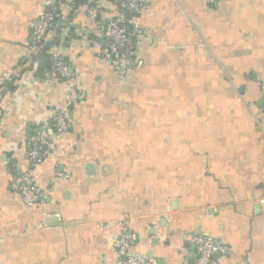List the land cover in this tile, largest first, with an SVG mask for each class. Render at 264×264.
<instances>
[{"label":"crops","instance_id":"obj_1","mask_svg":"<svg viewBox=\"0 0 264 264\" xmlns=\"http://www.w3.org/2000/svg\"><path fill=\"white\" fill-rule=\"evenodd\" d=\"M44 2L0 0V264H117L124 227L155 264H195L198 235L228 248L219 264H264V0H147L124 79L66 38L73 77L54 81L31 49ZM120 15L61 0L42 48ZM57 109L71 128L32 164L30 139ZM23 172L42 190L32 205Z\"/></svg>","mask_w":264,"mask_h":264},{"label":"built area","instance_id":"obj_2","mask_svg":"<svg viewBox=\"0 0 264 264\" xmlns=\"http://www.w3.org/2000/svg\"><path fill=\"white\" fill-rule=\"evenodd\" d=\"M87 1L94 2L95 0ZM209 1L213 2L215 0ZM99 2L100 4L106 3L116 6L122 12V15L99 21L95 28L71 26L68 34L61 35L58 42L48 48V52L53 59L52 68L45 71V75L49 76V79L54 81L73 77V72L63 53L66 38L70 40L80 38L82 42L94 46L100 58L110 61L119 70L122 79L133 67V51L137 39L136 30L138 29L135 15L142 11L147 0H99ZM76 6V4H73L72 9H77ZM60 7L61 0H45L44 9L32 29V50L45 46L48 33L56 22ZM9 79L10 75L7 72L0 71V80L6 82ZM5 87L6 85L3 83V88ZM262 109L264 112V94ZM70 128L71 123L63 109H57L53 112L48 120L42 122L40 133L30 139L31 144L27 152L29 161L32 164L40 163L44 158L55 153L53 148L50 147V135L66 132ZM21 175L20 193L24 202L32 205L42 196V190L34 182L29 172H23ZM118 224H124V221L114 219L101 222L99 226L108 229ZM136 241V234L126 227L114 237L113 245L117 253V264H155L152 258L131 254V248ZM192 241L196 247L195 264H219L221 261L220 253L228 251V248L221 242L210 237L198 235Z\"/></svg>","mask_w":264,"mask_h":264},{"label":"trees","instance_id":"obj_3","mask_svg":"<svg viewBox=\"0 0 264 264\" xmlns=\"http://www.w3.org/2000/svg\"><path fill=\"white\" fill-rule=\"evenodd\" d=\"M49 47L45 49L39 48L38 50L39 52L36 54V59L39 60L40 69L42 70L43 69L50 70L52 68L53 59H52V55L48 52Z\"/></svg>","mask_w":264,"mask_h":264}]
</instances>
